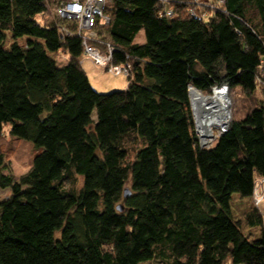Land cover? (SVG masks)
I'll use <instances>...</instances> for the list:
<instances>
[{"label": "trees", "instance_id": "trees-1", "mask_svg": "<svg viewBox=\"0 0 264 264\" xmlns=\"http://www.w3.org/2000/svg\"><path fill=\"white\" fill-rule=\"evenodd\" d=\"M67 1L0 0V264H264L263 217L245 215L251 239L231 207L264 177V0H113L103 40L133 70L108 94ZM221 86L232 123L202 148L189 88Z\"/></svg>", "mask_w": 264, "mask_h": 264}, {"label": "built area", "instance_id": "built-area-1", "mask_svg": "<svg viewBox=\"0 0 264 264\" xmlns=\"http://www.w3.org/2000/svg\"><path fill=\"white\" fill-rule=\"evenodd\" d=\"M197 3H208L204 0H196ZM221 2L223 0H220ZM209 8L211 6L207 5ZM114 7L113 0H71L62 2L61 7L55 9L59 19L71 21L73 27L64 29L67 35H78L83 39L85 48V59L89 60L96 68L109 73L113 76L128 77L133 68L128 62L114 63V54L117 49L108 41L105 28L111 25L110 11ZM172 10L167 12V16H173ZM191 15L195 18L198 13L191 10ZM203 17L207 16L205 13ZM105 39V40H103ZM193 87L189 88V91ZM201 93V92H200ZM203 94V93H202ZM207 97V95L203 94ZM219 95L221 101L225 104V116L223 121L212 128V135L208 139H203L200 135L194 108H192L196 132L200 146L210 149L222 135L228 132L232 123V102L229 96L227 86L213 87L209 96ZM253 208L257 209L264 219V177H259L254 183L253 194L250 199Z\"/></svg>", "mask_w": 264, "mask_h": 264}, {"label": "rangeland", "instance_id": "rangeland-1", "mask_svg": "<svg viewBox=\"0 0 264 264\" xmlns=\"http://www.w3.org/2000/svg\"><path fill=\"white\" fill-rule=\"evenodd\" d=\"M206 1V0H204ZM144 32H141L138 41L140 40L144 42ZM19 45H26V39H21L18 41ZM12 44V40L8 39L6 44V48H9ZM58 64L64 65L66 61H64L61 56H57ZM84 67L88 72V76L91 82L92 87L99 93L108 94L114 91H122L125 90L128 86L127 77L122 76H113L109 73H106L98 68H95L88 60H84ZM233 104V101H232ZM244 107L241 100L236 101V108L242 112V108ZM32 155V148L29 145L23 144L20 147L18 146L17 155L14 159H12L10 166L12 168V173L15 177H20L25 174L29 169L30 160ZM12 195L10 190H0V201L6 200ZM232 212L235 220L240 221L242 223V228L244 233L249 236L251 239H255L258 237L260 230L259 229H250L245 221V215L253 209L250 200L241 199L239 196H234L232 201Z\"/></svg>", "mask_w": 264, "mask_h": 264}, {"label": "bare ground", "instance_id": "bare-ground-1", "mask_svg": "<svg viewBox=\"0 0 264 264\" xmlns=\"http://www.w3.org/2000/svg\"><path fill=\"white\" fill-rule=\"evenodd\" d=\"M189 94L200 135L203 139H208L212 135V128L219 125L224 119L225 104L219 95L206 97L194 88L190 90Z\"/></svg>", "mask_w": 264, "mask_h": 264}, {"label": "water", "instance_id": "water-1", "mask_svg": "<svg viewBox=\"0 0 264 264\" xmlns=\"http://www.w3.org/2000/svg\"><path fill=\"white\" fill-rule=\"evenodd\" d=\"M191 100V99H190ZM191 107L193 108V106H192V102H191ZM130 195V192H129V190H126L125 191V197H128ZM120 211L123 209L122 207H119L118 208Z\"/></svg>", "mask_w": 264, "mask_h": 264}, {"label": "crops", "instance_id": "crops-1", "mask_svg": "<svg viewBox=\"0 0 264 264\" xmlns=\"http://www.w3.org/2000/svg\"><path fill=\"white\" fill-rule=\"evenodd\" d=\"M83 68L85 69L87 75H89L88 72H87V70H86V68L84 67V63H83ZM88 77H89V76H88ZM234 196H239V195H234ZM234 196H233V197H234ZM245 200H246V199H245ZM247 200H248V199H247Z\"/></svg>", "mask_w": 264, "mask_h": 264}]
</instances>
